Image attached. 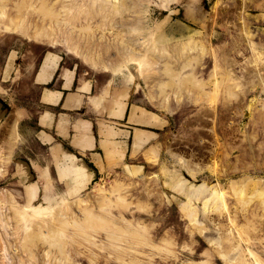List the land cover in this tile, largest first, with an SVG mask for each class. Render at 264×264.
<instances>
[{
  "label": "rangeland",
  "instance_id": "obj_1",
  "mask_svg": "<svg viewBox=\"0 0 264 264\" xmlns=\"http://www.w3.org/2000/svg\"><path fill=\"white\" fill-rule=\"evenodd\" d=\"M179 1L0 0V264H264V79L244 77L264 69V0H187L192 33L163 39ZM57 56L90 79L98 124L117 92L156 114L151 141L81 191L37 136L32 76Z\"/></svg>",
  "mask_w": 264,
  "mask_h": 264
},
{
  "label": "crops",
  "instance_id": "obj_2",
  "mask_svg": "<svg viewBox=\"0 0 264 264\" xmlns=\"http://www.w3.org/2000/svg\"><path fill=\"white\" fill-rule=\"evenodd\" d=\"M180 1L172 4L170 10L159 18H165L161 25L163 39H179L192 33L196 14L191 17L187 0ZM54 60L55 67L47 68L43 61L32 76V82L39 85L38 101L44 105L40 115L47 114L45 123L40 122V119L36 123L40 127L37 136L41 138L42 144H47L48 152L53 153L52 155L57 153L56 176L58 170H67L81 191L96 175L106 174L121 165L127 152H132L131 148L135 149L140 144L147 145L151 141L154 134L151 129L156 127V114H147L146 110H140L141 107L129 102L128 95L122 96L117 92L113 102L111 98L108 101L110 109L107 120L103 119V122L98 124L95 117L90 115L96 114L98 110L88 101L97 95H91L90 79L79 76L72 67L63 66L60 56ZM105 102L102 100L98 106L105 105ZM116 102L114 110L113 103ZM80 111L86 113L88 118L76 120ZM26 112L25 108H19V113ZM6 115L7 113L0 109V120L5 119ZM21 120L22 118H19L18 122ZM64 143L68 147H65ZM3 157L4 154L0 155V159ZM33 166L40 170L47 169L46 166L33 162L32 172L36 176L38 171L33 169Z\"/></svg>",
  "mask_w": 264,
  "mask_h": 264
},
{
  "label": "bare ground",
  "instance_id": "obj_3",
  "mask_svg": "<svg viewBox=\"0 0 264 264\" xmlns=\"http://www.w3.org/2000/svg\"><path fill=\"white\" fill-rule=\"evenodd\" d=\"M242 3V2H241ZM247 45H248V47L252 50V52H253V44L251 43V42H247ZM225 62H226V65H227V69H224V71L226 70H228V68L230 69V68H233V65H234V63L232 62V60L231 59H227V60H225ZM222 69V68H221ZM223 71V72H224ZM233 71L234 70H231V74L233 73ZM230 71H228V73H227V75L228 74H230L229 73ZM219 73H221L220 71H219ZM225 73V72H224ZM223 73H221L220 75H222ZM224 75V74H223ZM226 75V74H225ZM233 75V74H232ZM231 75V76H232ZM230 76V75H229ZM229 77V78H232V77ZM245 77V80H246V82H248V81H250V79H257V80H259V81H262L263 79H264V69L262 68L261 70L260 69H255V70H249L247 73H246V75L244 76ZM233 79H237V78H232V80ZM235 81V80H234ZM259 103H261V105H263V108H262V106L260 107V108H262L263 109V111H264V101H261V102H259ZM260 106V105H259ZM229 110V109H228ZM259 110H261V109H259ZM258 110V111H259ZM262 111V110H261ZM264 113V112H263ZM209 115H210V113H208ZM208 115V116H209ZM234 127V126H233ZM223 134L224 133H226L225 131L224 132H222ZM198 137V136H197ZM218 138V136H217V134L215 133L214 134V139H217ZM216 141V140H215ZM217 144V143H216ZM212 158V157H211ZM198 165H200L199 166V168L197 169V170H202L203 169V166L204 165H202V164H200V162L198 163ZM191 166V165H190ZM186 167H188V166H186ZM196 171V170H195ZM252 180H255L254 178H251ZM251 179H249V180H251ZM179 182L182 184V186L184 185L186 188H187V190L188 191H190V192H195V191H200V190H202L203 191V188H204V184H202V185H198L197 187L195 186V185H187L186 183H185V180L184 179H182V178H180L179 179ZM236 182L235 181H229L228 182V184H227V188H229V187H232L234 184H235ZM257 183V182H256ZM215 190H219L220 191V193L223 191V190H225V188L222 186V184L219 182V180H217V182L215 183ZM99 189V187L98 186H95L94 187V190H98ZM199 196V195H198ZM231 214V213H230ZM90 215V214H89ZM233 216H234V214H232ZM227 216V215H226ZM231 216V215H230ZM227 218V217H226ZM233 219V218H232ZM232 219H231V221H232ZM210 220L211 221H213V224H214V226L216 227V230H218V229H220V226H221V223H220V221H219V219H217V218H210ZM227 220H228V218H227ZM230 220V219H229ZM234 220V219H233ZM230 221V222H231ZM217 222V223H216ZM228 222V221H227Z\"/></svg>",
  "mask_w": 264,
  "mask_h": 264
}]
</instances>
